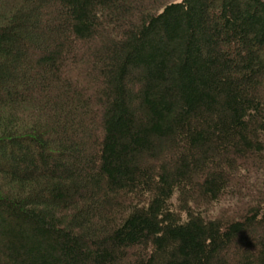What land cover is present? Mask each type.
Listing matches in <instances>:
<instances>
[{
	"label": "trees",
	"instance_id": "1",
	"mask_svg": "<svg viewBox=\"0 0 264 264\" xmlns=\"http://www.w3.org/2000/svg\"><path fill=\"white\" fill-rule=\"evenodd\" d=\"M0 264H264V0H0Z\"/></svg>",
	"mask_w": 264,
	"mask_h": 264
},
{
	"label": "rangeland",
	"instance_id": "2",
	"mask_svg": "<svg viewBox=\"0 0 264 264\" xmlns=\"http://www.w3.org/2000/svg\"><path fill=\"white\" fill-rule=\"evenodd\" d=\"M253 176L254 174L250 175V183L253 184ZM240 201L231 200L228 198L222 199L220 202L209 206V208L206 209L205 215L209 214L210 216H218V217H225V216H232L234 215L235 211H237V208H239Z\"/></svg>",
	"mask_w": 264,
	"mask_h": 264
}]
</instances>
